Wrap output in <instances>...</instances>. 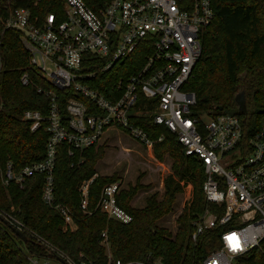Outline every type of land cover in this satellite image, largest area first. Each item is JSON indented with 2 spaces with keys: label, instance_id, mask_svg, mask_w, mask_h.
I'll return each mask as SVG.
<instances>
[{
  "label": "built area",
  "instance_id": "built-area-1",
  "mask_svg": "<svg viewBox=\"0 0 264 264\" xmlns=\"http://www.w3.org/2000/svg\"><path fill=\"white\" fill-rule=\"evenodd\" d=\"M61 2L58 6L56 0H33L30 6L9 10L3 20L4 29L20 33L30 65L51 87L39 88L50 99L48 114L26 110L22 116L31 122L32 131L45 124L49 133L45 157L20 168L8 161L1 173L3 183L23 186L30 177L43 175V201L73 229L68 208L55 204L59 147L68 144L73 155L77 149L104 144L101 139L106 130L117 127L153 150L155 141L133 122L135 117H152L177 135L186 156H196L204 166L203 191L213 206L195 219L190 236L197 243L207 231L218 232L205 238L208 250L201 264H237L255 250L264 253V121L252 123L222 110L196 111L197 95L185 87L202 56L203 30L215 16L213 0ZM47 3L56 6V11L37 13ZM139 49L147 52L143 66L125 77L116 76L121 66L128 72L120 62ZM21 81L29 84L28 73H23ZM203 115L210 120L204 122ZM94 178L79 187L86 212ZM122 189L121 180L106 184L98 207L109 218L131 223L134 217L118 203ZM9 218L23 232L24 225ZM32 235L47 254H31V264H85L37 233ZM102 243H108L106 232ZM107 264L168 263L150 253L129 260L109 254Z\"/></svg>",
  "mask_w": 264,
  "mask_h": 264
},
{
  "label": "trees",
  "instance_id": "trees-1",
  "mask_svg": "<svg viewBox=\"0 0 264 264\" xmlns=\"http://www.w3.org/2000/svg\"><path fill=\"white\" fill-rule=\"evenodd\" d=\"M105 1V0H104ZM33 0H0V264H31V254L46 255V249L33 238L32 232L47 239L77 263L107 264L109 254L123 260L142 259L150 253L162 256L168 264H201L207 253L205 238L218 230L211 229L195 243L191 239L193 222L207 206L203 183L205 169L199 158L186 156L177 135L152 117L133 118L155 141L156 158L168 154L174 159V175L165 179V193L161 199L150 195L143 207H134L132 200L144 187L137 182L123 188L118 203L134 217L131 223L109 218L98 203L104 186L120 180L117 173L101 175L96 165L105 155V145L77 149L69 154V145L59 147L55 167V204L65 205L72 215L74 229L66 228L63 216L42 199L45 177H30L23 186H6L1 177L8 161L17 168L41 161L46 154L49 133L45 124L36 131L31 122L23 120L26 110L48 114L50 99L39 92L49 89L40 72L30 65L29 53L21 43L20 33L4 29L3 20L9 10L30 6ZM46 2V0H45ZM56 3L62 6L61 0ZM215 16L203 30V52L192 77L185 86L197 95L196 111L232 112L252 123L264 121V0H213ZM47 4L37 13L56 11ZM147 52L139 49L125 62L128 72L119 67L116 76H127L145 63ZM118 67V66H117ZM23 73L30 82L24 85ZM106 94V91H105ZM64 113L66 111L64 110ZM163 135L164 138L158 141ZM95 177L89 188L86 212L82 209L79 187ZM182 181L192 183L191 202L177 219L173 234L159 226L158 220L173 210L177 194L183 191ZM9 216L24 225L21 239L9 224ZM16 227V226H15ZM108 237L102 243L103 233ZM237 264H264V253L255 250Z\"/></svg>",
  "mask_w": 264,
  "mask_h": 264
},
{
  "label": "rangeland",
  "instance_id": "rangeland-1",
  "mask_svg": "<svg viewBox=\"0 0 264 264\" xmlns=\"http://www.w3.org/2000/svg\"><path fill=\"white\" fill-rule=\"evenodd\" d=\"M202 120L208 122L210 118L203 115ZM101 143L105 145V155L96 165L97 173L101 175L117 173L123 188L137 182L144 186L132 200L134 207H143L150 195L157 194L158 199L164 197L165 179L169 175H174V159L170 155L166 154L163 159L156 158L155 153H152L154 151L145 148L131 134L117 127L107 129ZM181 183L184 188L177 194L173 210L157 222L159 226L168 228L173 234L178 228V217L184 207L191 202L194 194L192 183L185 181ZM72 228L74 229L75 225H72ZM106 247L107 251H110L108 243ZM43 261L41 258L40 262ZM51 262L56 263V260L51 258Z\"/></svg>",
  "mask_w": 264,
  "mask_h": 264
},
{
  "label": "water",
  "instance_id": "water-1",
  "mask_svg": "<svg viewBox=\"0 0 264 264\" xmlns=\"http://www.w3.org/2000/svg\"><path fill=\"white\" fill-rule=\"evenodd\" d=\"M219 109L223 110V107H220ZM9 225L12 228L13 232H15L25 242H27L29 240V238L21 230H19L17 227L13 226L12 224H9ZM58 259L61 260L62 262H64V260L61 259L60 257H58Z\"/></svg>",
  "mask_w": 264,
  "mask_h": 264
},
{
  "label": "crops",
  "instance_id": "crops-1",
  "mask_svg": "<svg viewBox=\"0 0 264 264\" xmlns=\"http://www.w3.org/2000/svg\"><path fill=\"white\" fill-rule=\"evenodd\" d=\"M149 151V150H148ZM150 151H153V150H150ZM152 153H154V152H152Z\"/></svg>",
  "mask_w": 264,
  "mask_h": 264
}]
</instances>
